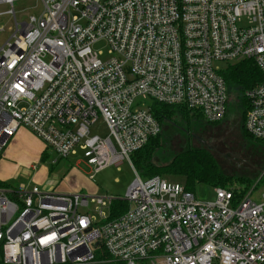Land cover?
Returning a JSON list of instances; mask_svg holds the SVG:
<instances>
[{"label":"built area","instance_id":"2783aa9c","mask_svg":"<svg viewBox=\"0 0 264 264\" xmlns=\"http://www.w3.org/2000/svg\"><path fill=\"white\" fill-rule=\"evenodd\" d=\"M14 1L0 0L14 21L0 45V153L24 127L57 158L78 147L94 173L132 166L161 131L145 100L217 122L229 98L215 62L252 60L264 73V0H40V15L21 22ZM245 98L244 129L264 139V81ZM99 119L104 136L90 132ZM136 175L124 197L0 186V264H264V192L256 202L253 190L214 187L203 201ZM114 200L127 208L109 219Z\"/></svg>","mask_w":264,"mask_h":264},{"label":"rangeland","instance_id":"374dc122","mask_svg":"<svg viewBox=\"0 0 264 264\" xmlns=\"http://www.w3.org/2000/svg\"><path fill=\"white\" fill-rule=\"evenodd\" d=\"M11 5L0 2V26L4 28L0 35V45L11 35L14 29V21L10 10ZM40 0H15L13 10L18 22L29 20L30 16L38 17L42 11ZM93 48L99 52L102 59L108 56V45L105 41H99ZM228 62L217 61L215 65L224 68ZM232 98V97H231ZM230 98L228 113L226 117L215 124H208L201 121H193L189 125V130L197 137L211 145L212 152L217 161L222 174L231 180L225 186L232 189H240L243 183L237 179L245 178L253 182L250 190L253 189L252 201L259 202L260 194L264 192V142H256L244 138L242 130V113L235 108V99ZM140 100V99H137ZM150 105V100H145ZM179 125L166 123L161 129V147L154 155V161L158 165L166 164L169 159L178 152L189 147H198L200 144L192 137H187L184 129L186 126L178 122ZM27 129V128H26ZM28 130V129H27ZM29 131V130H28ZM37 140L31 141L36 144V155L34 157L22 156L17 161L9 165L6 181L7 185L17 189L21 186H38L47 190L54 188L57 192H82L94 197H124L127 188L136 178V172L126 161L118 164H111L102 170L94 173L83 157V152L76 147L75 153H71L67 158H57L55 152L47 148L45 143L29 131ZM90 132L104 136L107 128L103 121L99 119L90 126ZM31 146V145H30ZM44 151H46L44 153ZM54 160H56L54 162ZM93 174L90 179L89 175ZM141 178H143L141 176ZM166 179L174 182H182L180 178ZM248 190V191H250ZM214 187L205 184H196L194 193L199 200H211L214 196ZM99 204L95 199H89L88 210L99 218ZM105 215L108 214L107 207L102 208Z\"/></svg>","mask_w":264,"mask_h":264},{"label":"trees","instance_id":"16d2710c","mask_svg":"<svg viewBox=\"0 0 264 264\" xmlns=\"http://www.w3.org/2000/svg\"><path fill=\"white\" fill-rule=\"evenodd\" d=\"M220 74L226 84L229 98L225 117L228 113L230 98L232 97L235 99V108L243 115L242 132L244 138L255 140L256 142H264V139H256L250 136L244 129V118L248 108L245 92L264 81V73H262L252 60L246 59L234 63H228L220 71ZM150 108L153 116L159 122L161 129L166 123L177 126L179 125L178 122H181L186 126V129H188L193 121H201L208 124L219 122H208L203 119L199 111L188 109L184 105H168L152 101L150 103ZM161 144L162 140L160 131L157 136L150 138L143 147L130 155L133 169L140 177L148 178L158 175L164 178H180L182 180L180 183L183 184L187 190L193 192L196 184L200 183L212 187L229 188L226 187L225 184L231 179L222 174L217 161L207 147L199 145L194 148L189 147L188 145L185 149L173 155L166 164L158 165L154 161V155L161 147ZM45 152L46 151H44V153ZM262 177H264V175H262ZM237 180L239 183H243V186L240 189H232L236 198L244 196L253 184L252 181L245 178ZM0 186L6 185L0 183ZM126 208V202L121 200L112 201L110 204L109 219L119 215L121 212L125 211ZM107 264L124 263L109 262Z\"/></svg>","mask_w":264,"mask_h":264},{"label":"crops","instance_id":"0c3cea01","mask_svg":"<svg viewBox=\"0 0 264 264\" xmlns=\"http://www.w3.org/2000/svg\"><path fill=\"white\" fill-rule=\"evenodd\" d=\"M31 141L37 143V140L33 137V135L24 127H19L9 139L8 143L0 153V183L9 186L6 183V181H8L7 179H9L7 170L13 161H17L22 156H28L31 158L36 155V144H31Z\"/></svg>","mask_w":264,"mask_h":264},{"label":"water","instance_id":"95a60500","mask_svg":"<svg viewBox=\"0 0 264 264\" xmlns=\"http://www.w3.org/2000/svg\"><path fill=\"white\" fill-rule=\"evenodd\" d=\"M195 138H196V140L200 143V144H202L203 146H205V147H207L208 149H213V147L211 146V145H209V144H207L204 140H202L201 138H199V137H197V136H195V135H193Z\"/></svg>","mask_w":264,"mask_h":264},{"label":"flooded vegetation","instance_id":"af4514ba","mask_svg":"<svg viewBox=\"0 0 264 264\" xmlns=\"http://www.w3.org/2000/svg\"><path fill=\"white\" fill-rule=\"evenodd\" d=\"M184 131H185V134H186L187 137H190V138L192 137L195 141H197L196 138L193 136L194 135L192 133L193 131H190L189 129H184Z\"/></svg>","mask_w":264,"mask_h":264}]
</instances>
